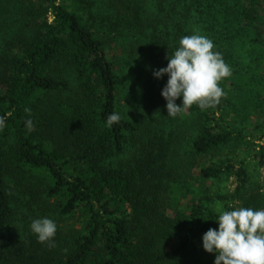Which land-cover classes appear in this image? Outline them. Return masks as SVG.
I'll use <instances>...</instances> for the list:
<instances>
[{"label": "trees", "instance_id": "1", "mask_svg": "<svg viewBox=\"0 0 264 264\" xmlns=\"http://www.w3.org/2000/svg\"><path fill=\"white\" fill-rule=\"evenodd\" d=\"M9 1L13 15L0 0V264H214L202 234L218 227L215 206L264 209L243 156L258 131L251 153L264 166V0ZM194 33L212 40L230 75L210 106L169 116L167 75L153 70ZM123 71L141 94L130 117ZM113 112L121 119L109 127ZM232 178L223 192L201 184ZM79 208V227L64 226ZM40 217L57 225L54 246L30 230Z\"/></svg>", "mask_w": 264, "mask_h": 264}, {"label": "clouds", "instance_id": "2", "mask_svg": "<svg viewBox=\"0 0 264 264\" xmlns=\"http://www.w3.org/2000/svg\"><path fill=\"white\" fill-rule=\"evenodd\" d=\"M213 48L212 40L203 35L182 36L179 47L167 54V65L153 70L157 79L167 75L161 89L167 115L174 117L193 104L204 109L222 95L218 81L230 75V68ZM177 98H181L179 105ZM120 119V114L113 112L107 116L106 123L111 127ZM230 209L216 210L214 220L218 227L202 234L203 249L215 253L214 264H264V209L242 206H230ZM30 230L39 243L54 246L57 225L53 219L35 218Z\"/></svg>", "mask_w": 264, "mask_h": 264}, {"label": "rangeland", "instance_id": "3", "mask_svg": "<svg viewBox=\"0 0 264 264\" xmlns=\"http://www.w3.org/2000/svg\"><path fill=\"white\" fill-rule=\"evenodd\" d=\"M4 3H7V5L12 6V8H14L12 15L15 13V5L13 3H10L9 0H2ZM50 20L52 19V17L50 16L49 18ZM111 53L110 55H113V51L109 50ZM122 77H121V99H120V109L123 112V115H126L128 113V116L130 117V113L133 112L132 110L134 108L133 104H131L132 101H138L139 98H141V94L139 93L138 87L135 84V80L132 76L131 72L125 73V71H123L121 73ZM34 102V101H33ZM32 101L29 102L28 107L31 105L32 107ZM38 103V102H37ZM34 103L33 106H39L41 107V103ZM30 107V108H31ZM33 107V108H34ZM38 107V108H39ZM29 109V108H28ZM32 109V108H31ZM254 118V117H253ZM250 124V123H249ZM250 126H248L247 132H252L254 130V127H256V125L250 124ZM252 136L251 138V142L249 143V145L245 146L244 149V158L245 160L248 162L249 165V170H250V174H251V189H259L261 191H264V166L260 164V161L257 157H255L254 155H252L251 151H253L255 148H257V146H259V144L262 142L261 141V135L260 133H258V131L256 133L252 132ZM234 178L230 179V180H222V181H208L205 184L201 183L203 186L206 185L207 187H209L210 189H212V191H226L231 187V184L233 182ZM186 199H188L189 197H184ZM185 199V201H187ZM217 209H220L219 206H215ZM81 209L79 208L77 210V213L75 216H69L64 222L63 225L64 226H69L70 224H72L74 221H77V226L79 227V217L81 216Z\"/></svg>", "mask_w": 264, "mask_h": 264}]
</instances>
